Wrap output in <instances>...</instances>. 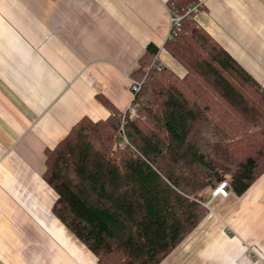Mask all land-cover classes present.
Returning <instances> with one entry per match:
<instances>
[{
  "label": "crops",
  "instance_id": "1",
  "mask_svg": "<svg viewBox=\"0 0 264 264\" xmlns=\"http://www.w3.org/2000/svg\"><path fill=\"white\" fill-rule=\"evenodd\" d=\"M169 0H0V264H97L52 213L45 151L81 118L131 104L147 44L178 76L163 44ZM196 22L264 87V0H207ZM218 196V195H217ZM160 264H264V171L218 196Z\"/></svg>",
  "mask_w": 264,
  "mask_h": 264
},
{
  "label": "trees",
  "instance_id": "2",
  "mask_svg": "<svg viewBox=\"0 0 264 264\" xmlns=\"http://www.w3.org/2000/svg\"><path fill=\"white\" fill-rule=\"evenodd\" d=\"M163 48L178 76L147 44L130 78L136 116L81 118L45 151L52 213L97 264H160L204 219L222 182L242 194L264 171V87L185 14ZM221 196V195H219Z\"/></svg>",
  "mask_w": 264,
  "mask_h": 264
},
{
  "label": "built area",
  "instance_id": "3",
  "mask_svg": "<svg viewBox=\"0 0 264 264\" xmlns=\"http://www.w3.org/2000/svg\"><path fill=\"white\" fill-rule=\"evenodd\" d=\"M206 1L207 0H195L194 2H192L191 4H189L186 7L185 14H195L197 11H199V9H201L204 6V3ZM168 9L170 12V30H171L172 27L179 25L183 16L176 12V10L174 9L172 4L168 5ZM161 50L165 51L164 48H161ZM154 59L158 60V53L155 55ZM139 86H140V83L135 82L133 80L131 81L130 90H131L132 94L139 89ZM126 111H128L129 117L134 118L136 116V108L135 107L130 105ZM212 195L213 196H217V195L226 196V195H228L226 183L225 182L220 183L218 185V187L212 192Z\"/></svg>",
  "mask_w": 264,
  "mask_h": 264
},
{
  "label": "rangeland",
  "instance_id": "4",
  "mask_svg": "<svg viewBox=\"0 0 264 264\" xmlns=\"http://www.w3.org/2000/svg\"><path fill=\"white\" fill-rule=\"evenodd\" d=\"M228 195H229V194H228ZM228 195H226V196H221V197H227ZM218 196H219V195H218ZM218 196H213V195H212L211 199L207 202L206 206H207L208 209H209L208 212L210 211V208L213 206V204H214L213 202L215 201V199H218V198H217ZM207 214H208V213H207ZM205 217H206V216H205ZM205 217H204V218H205Z\"/></svg>",
  "mask_w": 264,
  "mask_h": 264
}]
</instances>
